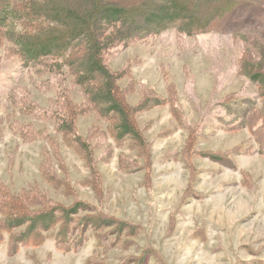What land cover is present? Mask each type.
<instances>
[{
    "label": "rangeland",
    "instance_id": "1",
    "mask_svg": "<svg viewBox=\"0 0 264 264\" xmlns=\"http://www.w3.org/2000/svg\"><path fill=\"white\" fill-rule=\"evenodd\" d=\"M3 32L0 224L28 197L33 212L82 202L97 217H75L96 226L73 248L59 245V226L25 245L4 232L0 264H264V97L244 71L248 53L264 52V0L206 33L170 30L104 55L122 100L147 104L134 115L148 144L138 154L86 108L67 69L27 66ZM66 112L85 153L54 129Z\"/></svg>",
    "mask_w": 264,
    "mask_h": 264
},
{
    "label": "trees",
    "instance_id": "2",
    "mask_svg": "<svg viewBox=\"0 0 264 264\" xmlns=\"http://www.w3.org/2000/svg\"><path fill=\"white\" fill-rule=\"evenodd\" d=\"M246 2L144 0L128 5L126 0H0V29L4 31V39L11 43L15 54L27 66L53 61L52 66L59 73L67 69L73 84L86 98V108L107 121L115 142L129 140V148L138 154V150L148 144L137 129L134 115L145 110L147 104L132 107L122 100L118 78L104 64V55L134 39L143 40L170 30L188 36L206 33L215 22ZM146 5L152 6V10H146ZM256 52L259 53L246 55L244 71L264 97V52ZM254 109L253 105L244 117L237 116L244 119L243 125L247 124ZM69 113L62 115L61 118H67L62 123L52 122L54 129L63 137L64 143L85 153L89 147L76 135V122L70 119L76 113ZM31 202L28 197L24 206L7 204L9 209L2 214L4 220L0 224L1 237L7 232L11 241L20 240L19 243L25 245L37 232L48 233L59 226V245L73 248L84 242L90 227L96 226V222L89 219L82 223L85 216L75 222L80 213L97 217L96 212L82 202L69 208L53 206V209L38 212L30 210ZM106 226L111 227L112 222Z\"/></svg>",
    "mask_w": 264,
    "mask_h": 264
}]
</instances>
